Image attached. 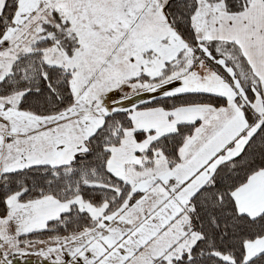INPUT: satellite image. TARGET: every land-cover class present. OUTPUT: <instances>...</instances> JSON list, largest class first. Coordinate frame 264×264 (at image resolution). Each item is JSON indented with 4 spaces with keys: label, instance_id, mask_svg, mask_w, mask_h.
<instances>
[{
    "label": "snow or ice",
    "instance_id": "snow-or-ice-1",
    "mask_svg": "<svg viewBox=\"0 0 264 264\" xmlns=\"http://www.w3.org/2000/svg\"><path fill=\"white\" fill-rule=\"evenodd\" d=\"M0 264H264V0H0Z\"/></svg>",
    "mask_w": 264,
    "mask_h": 264
}]
</instances>
